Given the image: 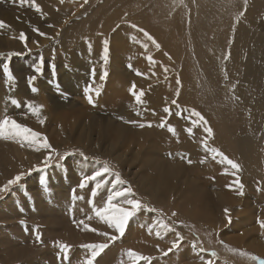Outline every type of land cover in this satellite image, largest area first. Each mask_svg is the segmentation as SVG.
Here are the masks:
<instances>
[{
  "label": "rangeland",
  "instance_id": "obj_1",
  "mask_svg": "<svg viewBox=\"0 0 264 264\" xmlns=\"http://www.w3.org/2000/svg\"><path fill=\"white\" fill-rule=\"evenodd\" d=\"M102 1L103 0H88V2H85V0H75L76 5L74 10L80 11L83 8L79 14L74 10H71L73 9L72 6L74 4V2H71V0H0V21H3L4 24L6 23L5 27L0 28V41L3 40L6 46V49H0V89L6 86V88H9L13 92H16L17 88H15V85L20 79H22L23 85L26 87V89H28L32 94L36 96L35 97L33 95L35 98H33V101L31 103L27 100L19 102L16 98H14L13 100L18 101L19 105L13 104L12 100L11 103H9V109L7 114L5 115H10L11 118H15L17 123L35 132L33 128L27 126L26 119L28 115V118L35 115H39L42 118L41 114L44 112L45 108H43L42 104H40L42 102L40 101L42 99V95L43 97H46V95H52L53 97H55V100L57 102L65 104L67 108L70 107V104H74V102L76 108H83L86 107L89 103L87 98L88 95H91L92 98L95 99L94 96L100 94L104 86L101 82H97L96 80H93V83H91V85L89 84L82 86L79 92H68L63 88H60V82L57 80V74L59 73V69L64 66L63 63H71V58L66 55L75 52L76 55H80L78 50V43L74 41V38L71 40L72 42L60 45L62 41V35L64 33L66 34L71 26H74L71 31L73 37L77 33H80L81 29L78 23L82 22L88 14L94 15V10L100 5ZM142 2V4H144L142 9L148 8V28H150L151 30L152 34L150 36L155 41L154 44L156 50L163 51L168 64V68L173 72V75L176 77L177 81L179 80V83L176 82L177 86L179 87L178 96L182 95V97L184 98L190 96L189 100L185 101V103L179 100V103H177L176 107L178 109L187 107L188 110L204 116L206 120L211 119L212 121H214V136L222 134L221 137L223 139V141H220L219 138L221 137H219L216 143H219V146L221 145V148H223L230 154L231 158H228L227 160H232L233 162L237 163V159L241 158V153H239V156L236 152L237 142L235 140L241 134H243V131H245V133H249V136L253 138L255 137L253 142L250 146L247 147V149L248 151L250 150L249 153H253V155L249 154L250 157H257V161L259 160L258 166H261L260 168L263 170L264 126L254 131L251 130L250 114L252 108L250 105H240L234 95L230 92L231 86H233V88L234 86H237V84H234V82L232 81L231 76H227L228 79H226L225 76H222V73L217 71L215 74H212V76H209L211 78H207V80L209 79L208 81L205 77L207 71L206 69H208L206 65L211 60L213 63L218 64L219 66H223L228 61H231L234 62L235 68H237V63L235 62L238 59V57L236 56L239 50L243 49V47L245 49L248 46H252L253 48H255V43H253V38L251 37V35H249L251 38L246 37V33H249L247 31V24H245L247 26L243 24L240 27L236 28L238 29L237 33L234 31L237 21H239L240 18L244 15L248 6H251V0H227L226 2H224V0H201V5L203 3L204 7L205 4H208L209 9L206 13L205 10H202V8H198L195 6L196 9L194 10L198 11L200 15L199 20H196V18L194 17H192L191 19L189 15L191 14L192 5L195 4L193 0H142ZM177 2H179V4ZM212 5H214L215 10L210 9V6ZM37 7H39L40 11L36 10ZM182 7H187L188 9V14L186 13V17V14L184 15L180 12V8ZM173 8L175 9V12ZM256 9H262V7ZM64 10L67 12V15L62 17L59 20V23H55V19L53 18L54 14H59ZM171 11H173L174 13H172ZM41 19L44 21V24L39 27L35 26V24H37V22ZM11 20L14 21L17 25L23 24V29H12L7 26L11 24ZM40 33H44V35H41ZM96 33L97 35H101L100 31H97ZM244 34L245 38L243 36ZM257 34L258 33L255 32V34L253 35L258 36ZM21 35L25 36L24 40L20 38ZM234 35L236 37L239 36L240 39L242 38L243 44L238 43L236 47H233L236 45V42H234L233 40ZM107 39L108 37L103 40L101 47L96 48L97 51L94 50V52H92V57H94L95 60L93 66L95 67L96 65L101 66L105 63H111L121 71V67L123 66L124 72L133 74L134 77L137 73H133V68L127 67L128 69H126V67L121 63L120 58H118L123 56L122 52L118 54L117 58H113V60L110 59V50L112 45V43L110 42H108V60L107 62H105L103 49L104 41ZM159 41L162 42V45L157 47L156 45H159ZM14 42H17L16 46H12ZM25 44H27V48H25ZM168 44H171L173 48H169ZM164 50H169L172 52V54L167 53ZM15 53H23V55H15ZM136 54L142 55L139 52ZM127 56H129L128 53ZM41 59H43L42 65L40 64ZM77 61L83 63L84 61H86V59L84 57L82 58L78 56ZM163 64H159L160 66L158 68H155L153 71H155L157 74H161L162 71L166 68L165 66H163ZM5 65L9 66L10 71L14 77L13 80H9L4 75L3 69ZM52 65H55L54 72ZM36 67L41 68L42 74L34 71ZM18 68L26 70L25 73H20L23 78L18 75ZM34 75L36 76V79L33 82L32 86L37 89V92H34L32 90L33 87L29 86L28 83V78ZM258 76H260V74ZM153 84L154 83L148 84L146 88L148 89ZM50 85H53L51 86L53 88L49 89ZM95 87L97 88V90L95 89ZM40 90L42 92H40ZM252 90L254 94V89H251L250 92H252ZM29 104H31L33 108L38 110L35 115L29 109ZM25 111L27 112L25 113ZM29 111L31 112L29 113ZM23 113L25 115H22ZM173 113L177 115V112H175L174 110ZM193 116L195 115L193 114ZM187 117L189 116L187 115ZM81 124L83 123L81 122L79 125ZM45 125L46 124H42V126ZM76 125H78V123ZM77 128L82 130L81 128H84V126L81 125V128L77 126ZM180 129L185 135L182 127ZM227 132L229 133L227 134ZM58 135L60 136L59 143H57L53 147L47 149L45 147L38 148L40 150L34 149L32 151L35 152V156L34 154L29 155L28 150L23 148V150L18 153V157H22L21 163L6 166L5 172H13V177L8 181L13 180L17 175H23V179L17 184L9 186L7 192L0 194V203L15 195L16 198L14 200H18L20 206L23 208L20 212L26 213L28 215L32 214L33 217L30 219L25 217H17L15 220H12L7 224L5 222L0 223V264H28L29 262H35L38 259H43L46 264H51L47 256H50L54 252H56V255L58 256L57 259L64 264H68L69 262L72 263L76 255H79L83 259V261L87 263V261L91 259V249L84 246L90 244L108 245L100 253V255L94 259L93 264H104V257H108L110 260L117 258V264H133V261L127 255L129 250L134 251L138 255L145 258L144 260L138 261V264H194L188 261L189 258H187L186 260V257L182 255L185 254V252H190L192 256L189 257L193 260H202L201 258H203L202 261L205 262V264H207L208 261H211L212 264H257L256 261H253L251 259L252 256L264 259V231H261V227L259 224V221L264 220V216L258 217L259 221H257L254 217H252V219L248 221L244 218L241 219L239 214H232V217L230 216L231 224H229L226 218L227 215H224L223 212L219 213L217 208H213L212 210L207 212L206 205L203 201L202 196L203 184L201 183L203 181L206 182V179L213 175V177H215V173H217L218 175H216L217 178H219V176L223 174L222 171L216 170V168L213 165H210V163L209 165L214 167L212 173L209 170V166L206 164L207 162L205 163L206 167L203 163L191 164L187 162L188 160L185 159V156L182 161H179L181 162L180 165L171 163V165H175L176 168H178L177 166H181L182 169L185 167H187L188 169V166H193L194 171H190L191 173L187 172L182 175V178L175 179V190H171L168 192H163V190H160L159 192H156V195H150V197H148L146 194L138 191L136 184L134 183V181H137V179L134 180L129 177V172H133L134 170L136 171V167H139L141 169L145 167L139 164L138 166L131 164V161L126 156L119 158L118 167L110 159V156H113L116 152V149L112 150L110 142L102 141L103 144H98V140L99 142L101 140L98 139V136L96 135H91V137L88 135L89 138L88 136L86 138L68 134L65 130H63V132L61 133H58ZM201 136H203L202 133ZM19 138H22V136L12 137V139L10 140V143L12 145L10 146V151H14V154L16 152V146L24 147L22 143H19ZM37 138L45 139V135H41V137L38 136ZM28 139L33 138L29 137ZM205 144V142H199L197 146L203 147L205 146ZM224 144H226V146ZM227 145L230 146L227 147ZM228 148L231 149H229L228 151ZM143 149L147 150L145 147ZM51 150H55V152L59 153L60 156H64L65 154L69 153H74V155H68L67 159L65 160H61L60 156H55L53 158V163L49 167L45 168L43 161L49 155ZM179 150L180 149L177 150L178 154ZM184 154H186L185 151ZM39 155L42 158H37V156L39 157ZM84 157H90V160L98 159V163L101 164V171H99L100 169L98 167V163H90V166L87 167L88 165L85 164L88 160L84 159ZM120 159L122 161H120ZM24 160L29 161V163L32 164L33 170L29 171L28 173L22 172L21 170V167L24 165ZM241 161L243 165L242 158ZM105 166L108 167L109 171L103 174L101 177H98L96 181H90L83 189H81L82 195H76V198L86 199L88 196L92 200V208H102L106 205L105 202H107L108 197L114 196L115 193L118 192V189H121V191H126L130 187L132 192L135 194L134 198L140 200L141 203L148 208H154L158 210L157 212L141 210V212H139L129 221L122 236H120L119 233L117 235L112 234L109 225L99 217L95 216H92L88 223L81 226L78 225L77 230H71L65 224H63L62 227H59V225L56 226L55 223H47L46 226L43 222H52L54 220L51 214L46 210L39 211V208L36 207H33L32 209L28 208V204L26 203V201H24V199H22V195L27 194V188L29 186L27 182L29 181L31 182V188L33 191V195L30 196V199L33 202L37 201V199L41 201L47 199V194L52 193V191L54 192L53 187H48L49 185H47V182H49L48 176L56 169L61 174V179L68 181L75 180L79 185L84 177L93 176L98 171L103 172V168H105ZM214 169L216 170V172ZM1 170H4V166H1ZM126 171L128 172V175ZM117 174H119L122 180L121 184L117 183L115 180V176ZM202 175H205V177H203ZM244 177L246 178V180H248V176L244 175ZM38 178L41 181H44L46 179L47 190H45V185H42V183H40L42 186L41 188L43 189H40L41 191H38ZM233 180L234 179L231 178L230 182L232 183ZM8 181L5 182L4 180L5 185L8 184ZM188 182L192 184L188 186ZM5 185L1 186L0 184V188H3ZM257 186V189H264V173L263 177L257 182ZM208 189L209 192H211L210 195H212V193L214 194V192H217L216 190H214V185L212 183L208 184ZM45 191L48 192L46 193ZM259 192L264 197V191ZM93 193H95L94 196ZM195 193H199V196H202V200L199 202L198 199L195 198L196 200H194V202L198 201V204L196 203L194 207L191 208V204H189V207H186L184 205V201L189 202L190 198L194 199ZM238 196L235 197V199H237ZM155 197L157 199H155ZM159 197L160 199H158ZM116 199V201L114 200L113 203L119 205L118 198L116 197ZM66 201L67 203H69V199H67ZM179 202L181 203V205ZM237 206L238 205H236V203H233L231 207H234V209L238 211V209H236ZM84 210L85 209L83 208V211ZM190 210H192L193 212V217H189V214L188 216L185 215V213L190 212ZM144 212L153 216L156 221L162 220L163 222L167 223L171 227L175 228V231H169L161 227L160 225H155V228L160 227L161 229H153L154 233H156L155 238L157 237L156 239L154 238V240L149 236V233L147 231H143L139 229V227L132 228L135 221L134 218L139 215H146ZM173 213H175L176 215L173 216ZM57 214L59 215L60 219H64L66 212H57ZM195 214L197 215V217L200 216L201 218L195 219ZM220 214L222 216H220ZM87 215L88 213L85 212L84 218H88ZM77 216L78 215H72V218H76ZM202 216H205L207 218ZM51 217L53 219H51ZM218 218L221 220L218 221ZM203 219H207V222H203ZM225 224H228L226 225V230L224 228ZM30 227L34 231V233L38 232V234H40L41 232L43 233V231L47 230L48 228L49 230L55 229L57 233L59 232V234L63 235V239L61 238L57 240H49L48 238H45L44 235H39L40 239L38 240L37 238H35V240L33 241L35 250L19 253L17 257L21 258L22 256L19 262H15V260L13 262L12 260L15 258L13 256H9L7 257V259H4L2 254L7 253L6 247L22 246V243L18 239V237L16 235H13L19 234L15 228H22L27 231L30 229ZM89 229H95L96 231H90ZM161 231L163 232L160 233ZM158 232L159 235H157ZM79 233L82 234L80 238L78 236ZM101 233H107L108 235H101ZM177 234H179L180 237H183V240L179 242L178 248H172L173 242L177 241L178 239ZM110 236H117L118 238L115 241H111L109 239ZM50 237L52 238L51 235ZM164 237H166L165 240L167 241H164ZM161 241L163 244L160 243ZM54 242L65 243L69 245L70 250L67 253H64L59 249L58 245H54ZM164 242L165 244L170 243L169 245H167L168 247L164 245ZM194 243L196 244V247H193ZM37 245L41 246L42 248ZM252 245L257 246L256 249ZM158 247H160L161 249ZM164 247L166 248L164 249ZM53 248L56 249V251L50 252ZM169 248H172L171 252H168ZM201 248H203V251L200 250ZM166 252L167 255H165ZM212 252H215L216 255L211 256L210 253ZM110 264L114 263L110 262Z\"/></svg>",
  "mask_w": 264,
  "mask_h": 264
},
{
  "label": "bare ground",
  "instance_id": "obj_2",
  "mask_svg": "<svg viewBox=\"0 0 264 264\" xmlns=\"http://www.w3.org/2000/svg\"><path fill=\"white\" fill-rule=\"evenodd\" d=\"M193 1L195 4H193L191 7L192 15L191 14L189 15L191 19L192 17H194L196 18V20H199L200 18L199 12L195 11L194 9H196V7L202 8V10H205V12L207 13V10L209 9V5L205 4V6L203 7V3L201 5V0H193ZM226 1L227 0H224V2ZM71 2H74L72 6L73 9H71L74 10L76 5L75 0H71ZM142 3H143L142 0L141 2L140 0H103L100 3V5L94 10V15L88 14L82 22L78 23L81 29L80 33H77L73 37L71 31L74 28V26H71L69 31H67L66 34L64 33L62 35V41L60 45H64L65 43L72 42L71 40L74 38L75 39L74 41L78 43L79 46L78 50L80 55L78 54L76 55V52L69 53V55H66L71 58V63L69 64L63 63L64 66L59 69V73L57 74L58 75L57 80L60 82L59 84L60 88H63L68 92L75 93V92H79L82 86L89 84L91 85V83H93V80L94 81L96 80L97 82H101L104 87L100 92V94L94 96L95 98L93 99L94 103L93 104L88 103L86 107L82 106L83 108H76L74 105L75 102L74 104H70V107L67 108L65 104L61 102H57L55 100V97H53L52 95H46V97L45 96L43 97L42 95L41 96L42 99L40 100L42 102L40 104H42L43 108L45 107L44 112L41 114L42 118L39 115L31 116L30 118H28L29 115L28 116L26 115L27 116L26 123L27 126L33 128L35 133L39 134L40 137L41 135H45V139H40L37 137L34 140L25 139L24 137L19 138L20 139L19 143H22L24 147L16 146L15 147L16 152L14 154V151L13 152L10 151V146H12L10 140L12 139V137L7 136V134H5L4 137H0L1 186L5 185L4 180L5 182H7L9 179L13 177V172H5L6 166L16 165L21 163L22 157L21 156L18 157V153H20L23 150V148L28 150L29 155L31 154L33 155L35 153L34 151H32L34 149L36 150L42 147H45L46 149L49 148L46 147V145L50 146L51 148L57 143H59L60 136L58 135V133H61L63 132V130H65L68 134L74 136L86 137V138L88 135L90 137L91 135H96L98 136V139L101 140L100 142L98 140V144L102 143V141L110 142V146L112 150L116 149L115 154L113 156H110V159L118 167H119L118 165L119 158L123 156H126L131 161V164H134L136 166H138V164L143 165V167H145L143 169L139 167H136V171L132 169L134 171L129 172V177H131L134 180L137 179V181H134V183L136 184L138 191L146 194L148 197H150V195L151 196L156 195V192H159L160 190H163V192L175 190L174 180L182 178L183 177L182 175H184L187 172L194 171L193 166L192 167L188 166V169L187 167L182 169L181 166H177L178 168H176V166L171 165V163H176L177 165H180L181 162L179 161H182L184 156L185 159L188 160L187 162L191 161V164L203 163L205 165V163L207 162L206 164L209 166L210 168L209 170L211 173L214 167L216 168V170L222 171L223 173L221 174V176H219V178L216 177L217 173H215V177H213L214 176L213 175L207 178L206 182L203 181L201 183L203 184L202 196H203V201L206 205L207 212L212 210L213 208H217L219 213L223 212L224 215H227L226 217L227 221L229 216L232 217V214L233 215L239 214L241 219L244 218L248 221L251 220L252 217H254L257 221H259L258 217L264 216V197L257 190L258 187L257 182L263 177L264 169L262 170L260 168L261 166H258L259 160L257 161V157L252 158L249 156V154L253 155V153H249L250 150L248 151L247 149V147L251 145L255 137L253 138L249 136L250 135L249 133H245V131H243L242 132L243 134H241L235 140L237 142L236 152L239 156H240L239 153H241L240 157L243 159V165L241 158H239L237 159L239 170L234 169L231 165L227 163V159L231 158L230 154L227 151H225L223 148H221V145L219 146V143H216L217 139L221 137L222 134L218 136L216 135L214 136L215 133L214 121H212L211 119L206 120L205 117L201 116V114L199 113H198L199 115H196L197 114L196 112L188 110L187 107L180 109L176 107L177 103H179V100L185 103V101L189 100L190 96L187 98L182 97V95L178 96L179 87L177 86L176 83L177 79L173 75V72L168 68V64L165 59L163 51L162 50L157 51L155 44L153 42L154 39L149 40L148 36L145 35V33H148L149 35H151L152 33L150 28H148V20H147L148 8L142 9L144 5ZM177 3L179 4V2ZM250 3L251 6H248L244 15L235 24L234 31L237 33L238 29L236 28L240 27L243 24L244 25L247 24L248 25L247 31L249 33H246L247 35L246 37L249 38L250 37L249 35H251V37L253 38V43H255L254 44L255 48H253L252 46H248L245 49L243 47V49L239 50L237 56L235 55L236 57H238V59L235 62L237 63V68H235L234 62L231 61H228L223 66H219L218 64L213 63L211 60L206 65L208 69H206L207 71L205 77L207 80V78H211L209 76H212V74H215L217 71L222 73V76H225L226 79H228L227 76H231L232 81L234 82V84H237V86H234V88L233 86H231L230 92L234 95V97L236 98V100L239 102L240 105L251 106L252 108L250 114L251 130L254 131L264 126V37H263L264 0H251ZM260 7H262V9H258V10L256 9ZM210 9L215 10L214 5L210 6ZM80 11L76 10L75 12L80 14ZM171 12L174 13L175 9L174 12L173 11ZM180 12L184 15L186 13L188 14L187 7L180 8ZM187 14L185 15V17L187 16ZM65 15H67V12L65 10L61 11L59 14L56 15L54 14L53 18L55 19V23H59V20ZM10 23L11 24L7 26H9L12 29L14 28L23 29L24 27L23 24L17 25L12 20L10 21ZM42 24H44V21L41 19L37 22V24H35V26L39 27ZM133 25H135V27H133ZM97 31H100L101 35L99 34L97 35L96 33ZM255 32L258 33L257 34L258 36L253 35L255 34ZM239 36L236 37L234 35L233 40L234 42H236L235 43L236 45L233 47H236L238 43L243 44L242 38L240 39ZM243 36L245 38V34ZM106 37H108L107 39L108 42L112 43L110 50V54H111L110 59L113 60V58L114 59L117 58L118 54L122 52L123 56L118 58H120L121 63L126 67V69H128L127 67L133 68V73L134 72L137 73L135 74L134 77L133 74L125 73L123 70V66L121 67L122 71L118 70L117 67H115L114 64L112 65L111 63L109 64L105 63L101 66L96 65L95 67L93 66L95 60L94 57H92V52H94L96 48L102 46L103 40ZM1 41H0V49H6L4 41L3 40ZM16 45L17 42H14L12 44V46H16ZM160 45H162V42L159 41V46ZM168 47L171 49L173 48L171 44H168ZM164 51L172 54V52L169 50H164ZM138 52L141 53L142 55H137L136 53ZM127 53L129 56H127ZM78 56L82 58L84 57L86 61H84L83 63L78 62L77 61ZM159 64H163V66L166 67L161 74H157L155 71H153L155 68H158L160 66ZM18 69H19V71H17L19 73L18 75H20V73L26 72L25 69L24 70L20 68ZM105 71L107 72V76H104ZM259 74L260 76H258ZM20 76L23 78L22 75ZM22 81L23 80L20 79L18 83H16L15 85V88H17L16 92H13L11 89L6 88V86L0 89V121H2L5 117L15 120V118H11L10 115L9 116L5 115L8 112L9 103H11V101L14 98H16L19 102L20 101L23 102L27 100L30 101L31 103L33 101V98L36 97L28 89H26ZM151 83L154 84L147 89L146 86ZM29 86L33 87L32 85ZM51 86L53 85H50L49 89L53 88ZM95 89L97 90L96 87ZM251 89H254V94H253V90L252 92H250ZM141 91L144 93V95L141 97V100L143 101L142 104L138 103L136 100V96L133 95V92H135L138 95ZM40 92L42 91L40 90ZM173 101H175L176 103L174 104ZM173 110L177 112V115L173 113ZM26 112L27 111H25V113ZM30 112L31 111H29V113ZM193 114L195 116H193ZM22 115L25 114L23 113ZM187 115L190 118L187 117ZM200 117H203V119H201ZM81 122L83 123L81 125H83L84 128H81V125H79ZM77 123L78 125H76ZM161 123H163L164 125L163 127L160 126ZM42 124H46V125L42 126ZM141 124L145 126L141 127L140 126ZM149 124H151L152 126L151 127L147 126ZM77 126H79L82 130L78 129ZM168 127L175 128L176 134L173 135L171 132H169ZM181 127L184 130L185 135L182 133L180 129ZM205 128H211L212 134L209 135L205 131ZM189 129H191V132L188 131ZM201 133L203 136H201ZM228 133L229 132H227V134ZM219 140L223 141L222 137L219 138ZM199 142H205L207 147L205 146L198 147L197 145ZM188 143H192V144H188ZM224 145L226 146V144ZM229 146L230 145H227V147ZM144 147L147 150L143 149ZM178 149H180L179 154L177 152ZM212 149L217 150V152L222 153V155H217L216 153L211 151ZM229 149L231 148H228L227 150L229 151ZM184 151L186 152V154H184ZM225 157L227 159H225ZM37 158H42V157H40L39 155V157L37 156ZM89 158L90 157H87L88 161L85 164L88 165L87 167L90 166V163H98L99 161L98 159L90 160ZM120 161L122 160L120 159ZM209 163L214 167L210 166ZM23 164L24 165L21 167L22 172L28 173L29 171L33 170L32 164H30L29 161L24 160ZM100 165L101 164L98 163L99 169L101 167ZM256 165L259 168H257ZM1 166H4V170H1ZM99 171H101V169ZM127 171L126 173L128 175ZM244 175L248 176V180H246ZM48 177H49V182H47V185H49L48 187H53L54 192L52 191V193L47 194V199L42 201L37 199V201L35 202H33L30 199V196L33 195L30 181L27 182V184H29L27 188L28 189L27 194L22 195L23 197L22 199L26 201V203L28 204V208L32 209L33 207H36L39 208V211L46 210L54 218L52 222H43L44 225L47 226V223H55L56 226L59 225V227L60 226L62 227L63 224H65L69 229L77 230L78 225L81 226L88 223V221H90V219L84 218L85 212L88 213L87 217L89 216L91 218L92 216L97 217L95 215L94 208H92L93 205L90 197L87 196L86 199L83 198L72 199L74 190H75V196L81 194V189L79 188V185L75 180L68 181L61 179V174L57 169L54 170V172H51ZM203 177H205V175ZM231 178L234 179L232 183L230 182ZM37 183H38V191H41L40 189L43 188H41L42 187L40 184L41 180L39 178L37 179ZM210 183L214 185V190L217 191L214 192V194L212 193V195H210L211 192H209L208 189V184ZM191 184L192 183L188 182V186H190ZM240 184L244 185L243 196L237 195V191L239 190ZM117 191L120 192L121 189H118ZM194 195H195L194 199L190 198L189 202L184 201V205L186 207H189V204H191L190 208L194 207L196 203L198 204V201L200 202L202 200L201 198L202 196H199V193H195ZM237 196L238 198L235 199V197ZM156 197L155 199H157ZM15 198L16 196L14 195L0 203V223L5 222L7 224L12 220H15L17 217L19 218L25 217L29 219L33 217L32 214L28 215L26 213L20 212L22 211L23 208L20 206L18 200H14ZM117 198L119 204H122L123 198L121 197H117ZM195 198H197L198 201L194 202V200H196ZM67 199H69V203H67L66 201ZM158 199H160V197ZM233 203H236V205H238L236 208L238 209V211H236L234 207H231ZM83 208L85 209L84 211ZM225 210H227V213ZM57 212H62V213L66 212L65 218L60 219ZM145 214L147 216L139 215L134 218L135 221L132 228L139 227V229L143 231H147L149 233V236L154 239L156 233H154L153 229H161V228L160 227L155 228L154 227L155 225H159L157 221L154 219L153 216L147 213ZM188 214L190 215L189 217H193L192 210H190V212L185 213V215L187 216ZM72 215H78V216L76 218H72ZM220 216L222 215L220 214ZM52 217L51 219H53ZM194 217L195 219L201 218L200 216L197 217L196 214L194 215ZM219 218L217 219L218 221L221 220ZM80 221H83V223H80ZM203 222H207V219H203ZM226 225L228 224H225L224 227L225 230H226ZM15 229L18 231L19 234L18 235L13 234V235H16L18 237V239L22 243V246L19 247L8 246L6 247L7 253L2 254L4 259H7V257L9 256L15 257L17 260L15 258L13 260L11 259L13 262L14 260L15 262H19L20 259L22 258V256L21 258L17 257L19 253L26 251L30 252L32 250H35V245L33 244V241L35 240V238H37V235H44L45 238H48L49 240L51 239L57 240L61 238L63 239V235L59 234V232L57 233L54 227H53L54 230H49L48 228L47 230L43 231V233L41 232L40 234H38V232L34 233L31 227L27 231L22 228H15ZM110 229L112 234L114 235L118 234L112 227H110ZM261 231H264V229H261ZM162 232L163 231H161L160 233ZM50 235L52 236V238L50 237ZM81 235H82L81 233L78 234L79 238ZM165 239L166 237H164V241H167ZM160 243H162V241ZM169 244L170 243L165 244L164 242V245L166 246ZM252 246L255 247V249L257 247L255 245ZM165 248L166 247H164V249ZM54 251H56V249L53 248L50 252H54ZM55 255L56 252H54L50 256H47L49 262L51 264H64L61 261H59L57 259L58 256ZM182 255L186 257V260L187 258H189L188 261L191 263L205 264V262L202 261L203 258H201L202 260H197V259L193 260L192 258H190L189 256H192L190 252H185V254ZM116 259L117 258L110 260L108 257H104L103 262L104 264H110V262L117 264ZM28 264H46V263L43 259H38L37 261L35 262L31 261ZM68 264H87V263L83 261V259L79 255H76L73 262L72 263L69 262Z\"/></svg>",
  "mask_w": 264,
  "mask_h": 264
},
{
  "label": "snow or ice",
  "instance_id": "obj_3",
  "mask_svg": "<svg viewBox=\"0 0 264 264\" xmlns=\"http://www.w3.org/2000/svg\"><path fill=\"white\" fill-rule=\"evenodd\" d=\"M85 2H87V0H85ZM37 11H40L39 7H37L36 9ZM5 27V24L3 21H0V28ZM133 27H135V25H133ZM38 31V30H37ZM41 35H44V33H40ZM146 36H148L149 40H153V38L148 34L145 33ZM22 40L25 39L24 35H21L20 37ZM153 42L155 43V41L153 40ZM157 47H159V45H156ZM25 48H27V44H25ZM30 51V49H29ZM104 60L105 62H107L108 60V53H109V44L108 41L105 40L104 41ZM15 55H23V53H15ZM40 64H43V59L40 60ZM53 68V72L55 70V65H52ZM35 72L42 74L41 68L40 67H36L34 69ZM4 75L9 79V80H13L14 77L10 71V68L8 65L4 66L3 69ZM104 76H107V72L105 71ZM36 76H31L28 78V83L29 85H32L33 82L35 81ZM177 83H179V80L177 81ZM34 92L37 91L36 88L33 87L32 89ZM133 95L136 96V100L138 103H143V101L141 100V97L144 95V93L141 91L138 95L133 92ZM88 102L90 104H93V98L91 95H88ZM13 104H17L18 105V101L13 100L12 101ZM173 103L175 104L176 102L173 101ZM29 109L32 111V113L35 115L37 113V109L33 108V106L31 104L28 105ZM196 115H199L198 113ZM201 119H203V117H200ZM206 123V122H205ZM141 127H144L145 125L141 124ZM149 127H151L152 125L149 124L147 125ZM161 127H163V123H161L160 125ZM168 131L171 132L173 135H175V128L173 127H168ZM189 132H191V129L188 130ZM205 131L211 135L212 134V130L211 128H205ZM5 134H7V136H11V137H17V136H22L25 139H28L29 137H32L33 140L39 136V134L33 132L31 129L22 126L21 124L17 123L15 120L13 119H9L7 117H5L2 121H0V137H4ZM32 142V141H30ZM49 147L50 146H47ZM205 147H207V145L205 144ZM211 151H213L214 153H216L217 155H222V153L217 152V150L212 149ZM68 155H74V153H69V154H65L64 156H60L59 153L55 152V150H51L49 155L44 159L43 164L44 167L47 168L49 167L52 163H53V158L55 156H60L61 160H65L67 159ZM83 155V154H81ZM84 159H87V157H84ZM225 159H227L225 157ZM189 163H191V161H189ZM227 163L229 165H231L234 169L239 170V165L235 162H233L232 160H227ZM109 171L108 167L105 166L103 172H96L95 175L93 176H86L83 178L82 182L79 184V188L83 189L90 181H96L98 177H101L103 174L107 173ZM23 179V175H17L13 180L8 181V184L5 185L3 188H0V194L7 192L9 186L17 184L18 182H20ZM115 180L117 183H122V180L119 176V174H117L115 176ZM42 185H45V190H47L46 188V180L41 181ZM258 191H264V189H257ZM95 195V193H93V196ZM237 195L243 196L244 195V185L240 184L239 185V190L237 191ZM135 194L132 192L131 188L129 187L126 191H120V192H116L114 196H110L108 197V200L106 202V205L102 208H97L94 207V211H95V215L97 217H99L101 220H103L104 222H106L109 227L114 228V230L119 233L120 236H122L125 232V229L129 223V221L135 216L137 215L139 212H141V210H146L149 212H157V209L154 208H148L147 206L143 205L141 203L140 200L134 198ZM116 197H121L123 198V203L122 204H114L113 201L116 199ZM73 199H76L75 196V190L73 191ZM126 205V206H125ZM227 213V210H225ZM173 216H175L176 214L173 213ZM88 219H91V217L89 216ZM80 223H83V221H80ZM157 223L169 230V231H175V228L171 227L170 225H168L167 223L163 222L162 220L157 221ZM228 223L231 224V218L230 216L228 217ZM260 227L261 229H264V220L259 221ZM90 231H96L95 229H89ZM101 235H108L107 233H101ZM157 235H159V233H157ZM178 235V239L177 241H174L172 244V248H178L179 247V242L181 240H183V237H180L179 234ZM118 237L117 236H110L109 239L111 241H115ZM37 239L39 240L40 237L39 235H37ZM54 245H58L59 249L64 252L67 253L70 248L69 245L65 244V243H60V242H54ZM107 244H90V245H85L84 247L91 249V259H89L87 261V264H93L94 259L100 255V253L107 247ZM193 247H196V244H193ZM172 248L168 249V252L172 251ZM201 251H203V248L200 249ZM128 257L133 261V264H138V261L144 260L145 258L143 256L138 255L136 252L129 250L127 253ZM165 255H167V252L165 253ZM211 256H215L216 253L212 252L210 253ZM251 259L253 261H256L257 264H264V259H260L256 256H252ZM207 264H212L211 261H208Z\"/></svg>",
  "mask_w": 264,
  "mask_h": 264
}]
</instances>
